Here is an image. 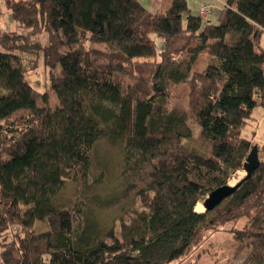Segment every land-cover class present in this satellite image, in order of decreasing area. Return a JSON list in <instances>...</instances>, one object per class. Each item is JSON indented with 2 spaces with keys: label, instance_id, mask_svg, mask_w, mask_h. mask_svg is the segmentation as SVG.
<instances>
[{
  "label": "trees",
  "instance_id": "obj_1",
  "mask_svg": "<svg viewBox=\"0 0 264 264\" xmlns=\"http://www.w3.org/2000/svg\"><path fill=\"white\" fill-rule=\"evenodd\" d=\"M3 1L14 30L0 26V264H171L218 231L232 236L226 252L264 264V144L243 135L264 111V0H226L216 24L188 0L159 14L138 0ZM40 61L46 93L30 75ZM179 86L185 108L172 104ZM110 133L139 208L96 230L83 198ZM254 147L250 177L196 211ZM68 183L81 193L70 204Z\"/></svg>",
  "mask_w": 264,
  "mask_h": 264
},
{
  "label": "rangeland",
  "instance_id": "obj_2",
  "mask_svg": "<svg viewBox=\"0 0 264 264\" xmlns=\"http://www.w3.org/2000/svg\"><path fill=\"white\" fill-rule=\"evenodd\" d=\"M202 4L203 3L199 6ZM207 7L209 8V6ZM0 13V26H10V28L14 30V25L10 24L9 14L4 6L3 0H0ZM193 13H196V10H193ZM187 16L188 14H186L184 18L186 19ZM235 35V33L228 34L227 40H233ZM262 43L264 45V35L262 37ZM208 61L209 54L206 51L200 55L195 65V70H204ZM30 75L33 80V85L40 92H49L50 85L47 78V70L42 61H40L38 67L34 69ZM54 102L57 103L55 98L52 99V105H54ZM172 104L179 108H185L187 106V88L185 86L175 88ZM38 105H43L41 100L38 101ZM263 112L264 111L261 107L258 106L255 108L254 116L256 121H260ZM261 122L258 136L260 143H264V121ZM257 127L258 125L253 122L252 125L247 127L243 135L245 137H252L253 132L256 131ZM192 128L194 130V136L197 138L199 129L193 125ZM262 157H264V155H262ZM123 173L124 161L122 146L118 137L114 133H110L108 137L105 140L100 141L94 149L90 188L91 191H96V194H87L83 198L87 204V211L89 213L88 222L91 229L100 230L103 227H108L110 221L115 217L117 218L126 212H131L136 208H139L138 203L135 202V192L133 190L130 191L129 188L130 184H133L134 181L125 178ZM245 176L246 171H239L229 181V185L234 186ZM78 195H81V193H79L76 186L72 183H68L63 193L66 203H73L77 200ZM109 204L110 206L106 209L101 207ZM196 211H205L202 202L197 205ZM35 228L38 232L48 230L40 221L36 223ZM231 238V234L226 231L210 233L197 249L192 251L185 258L171 264H252L247 261L250 251L248 248L238 255H235L233 250L226 252L227 247H223V244H227Z\"/></svg>",
  "mask_w": 264,
  "mask_h": 264
},
{
  "label": "crops",
  "instance_id": "obj_3",
  "mask_svg": "<svg viewBox=\"0 0 264 264\" xmlns=\"http://www.w3.org/2000/svg\"><path fill=\"white\" fill-rule=\"evenodd\" d=\"M138 1L152 13L159 14V13H164L168 9L172 0H138ZM201 3H203L202 5L206 7L210 13L209 17L203 20H206L213 24L218 23L220 13L223 9L224 4L226 3V0H188L189 8H191L190 13L192 15L200 16L199 9L203 7L202 5L199 6ZM207 6H209V8ZM193 10H196V13H193ZM261 121H264V112L262 114L260 121L257 124L258 127L253 135V141H256L258 143H260L258 131L262 123ZM260 144H264V143H260Z\"/></svg>",
  "mask_w": 264,
  "mask_h": 264
},
{
  "label": "water",
  "instance_id": "obj_4",
  "mask_svg": "<svg viewBox=\"0 0 264 264\" xmlns=\"http://www.w3.org/2000/svg\"><path fill=\"white\" fill-rule=\"evenodd\" d=\"M260 159L258 154V148L254 147L246 163L244 164V171H246V178L259 167ZM241 180H239L234 186L225 185L217 188L212 193H210L203 202L205 211H212L218 207L223 201L229 198L235 193V191L240 187Z\"/></svg>",
  "mask_w": 264,
  "mask_h": 264
},
{
  "label": "built area",
  "instance_id": "obj_5",
  "mask_svg": "<svg viewBox=\"0 0 264 264\" xmlns=\"http://www.w3.org/2000/svg\"><path fill=\"white\" fill-rule=\"evenodd\" d=\"M199 13L203 19H207L209 17V14H210L209 11L207 10V8L204 6L199 9Z\"/></svg>",
  "mask_w": 264,
  "mask_h": 264
}]
</instances>
